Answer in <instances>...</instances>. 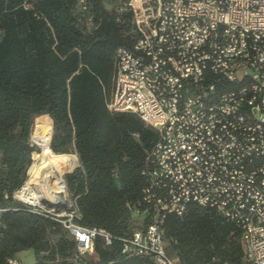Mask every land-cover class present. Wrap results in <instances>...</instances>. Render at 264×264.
I'll list each match as a JSON object with an SVG mask.
<instances>
[{
  "label": "built area",
  "instance_id": "1",
  "mask_svg": "<svg viewBox=\"0 0 264 264\" xmlns=\"http://www.w3.org/2000/svg\"><path fill=\"white\" fill-rule=\"evenodd\" d=\"M41 1L22 5L35 10ZM118 4V20L122 11L132 12L136 41L114 51L107 108L135 113L158 133L142 171L140 206L128 204L139 224L121 237L122 252L154 264H183L168 251L166 219L197 206L240 231L246 264H264V0ZM75 8L85 31L93 32L100 20L92 1L75 0ZM224 81L236 86L219 90ZM63 188L65 203L54 207L22 200L17 190L12 198L58 221L76 241L71 262L85 264L97 254L98 237L111 245L115 236L79 223L66 180ZM10 209L16 208L0 204V231L1 213ZM17 254L7 264H26Z\"/></svg>",
  "mask_w": 264,
  "mask_h": 264
},
{
  "label": "trees",
  "instance_id": "2",
  "mask_svg": "<svg viewBox=\"0 0 264 264\" xmlns=\"http://www.w3.org/2000/svg\"><path fill=\"white\" fill-rule=\"evenodd\" d=\"M91 1L100 24L88 33L75 0H42L35 10L22 0H0V204L16 208L1 213L0 264L25 249L34 251L33 264H73L76 241L67 230L12 198L32 164L37 124L50 128L52 157L63 172L79 158L65 173L77 221L115 236L111 245L98 237L97 254L85 264H154L126 256L121 237L138 226L128 204L140 206L142 171L158 133L135 113H111L105 99L114 51L136 41L132 12L122 11L118 20L119 0ZM235 86L224 81L218 88ZM166 226L168 251L183 264H246L240 231L214 212L192 206L183 216L169 214Z\"/></svg>",
  "mask_w": 264,
  "mask_h": 264
},
{
  "label": "bare ground",
  "instance_id": "3",
  "mask_svg": "<svg viewBox=\"0 0 264 264\" xmlns=\"http://www.w3.org/2000/svg\"><path fill=\"white\" fill-rule=\"evenodd\" d=\"M32 139L39 150L34 152L35 160L30 165L27 178L16 195L28 202L42 199L53 201L57 197V192L64 190L61 180L64 172L52 157L50 150L52 133L48 125H35Z\"/></svg>",
  "mask_w": 264,
  "mask_h": 264
},
{
  "label": "rangeland",
  "instance_id": "4",
  "mask_svg": "<svg viewBox=\"0 0 264 264\" xmlns=\"http://www.w3.org/2000/svg\"><path fill=\"white\" fill-rule=\"evenodd\" d=\"M108 5L111 6V3L109 2ZM49 129H50V128H49ZM31 141L34 143V145L37 146V149H36V150H38L39 147H38V145L34 142V140L32 139V136H31ZM53 153H54V152H53ZM67 153L75 154V155L77 156V158H78V155H77L76 153H72V152H67ZM62 154H63V153H54V155H56L59 159H62V157H61ZM32 159H33V161L35 160V158H34L33 155H32ZM33 161H32V162H33ZM79 164H80V161H79V158H78L77 165H75L74 167H72L70 170L65 171V172L63 173L62 177L65 179V173H67V172H69V171H72V170H73L74 168H76ZM29 168H30V166H29ZM29 168H28V170H27V175H28ZM66 190H67V189H66ZM135 224L138 225V224H139V221H137ZM171 250H172V249H171ZM172 253H173V252H172ZM17 255H18L19 258L23 259V260L25 261L26 264H33V263L35 262V259H36L35 253H34V251H33L32 249H25V250H22V251L18 252Z\"/></svg>",
  "mask_w": 264,
  "mask_h": 264
},
{
  "label": "water",
  "instance_id": "5",
  "mask_svg": "<svg viewBox=\"0 0 264 264\" xmlns=\"http://www.w3.org/2000/svg\"><path fill=\"white\" fill-rule=\"evenodd\" d=\"M61 180H62V182L64 184L65 179L62 177ZM56 195H57V197L55 198V200L48 201L46 199H42V202L45 203V204H47L50 207L59 206L61 204H64L65 203V192H64V190L61 191V192H57Z\"/></svg>",
  "mask_w": 264,
  "mask_h": 264
}]
</instances>
